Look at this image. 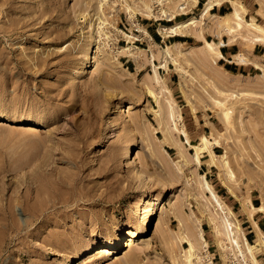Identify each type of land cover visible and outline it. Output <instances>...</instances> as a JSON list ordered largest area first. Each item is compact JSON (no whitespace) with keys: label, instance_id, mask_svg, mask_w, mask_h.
<instances>
[{"label":"rangeland","instance_id":"1","mask_svg":"<svg viewBox=\"0 0 264 264\" xmlns=\"http://www.w3.org/2000/svg\"><path fill=\"white\" fill-rule=\"evenodd\" d=\"M117 2L0 0V115L18 121L0 119V264H188L186 239L200 257L192 264H255L241 238L246 217L262 239L254 254L264 264V233L253 220L255 214L264 217V211L249 206L264 207V59L251 54L255 45L264 46V32L249 23L264 29V0H236L245 9L241 28L238 20L210 12L198 25L208 41L223 34L238 46L234 57L245 63L234 62L245 65L243 75L224 72L220 56L206 57L195 31L185 35L195 38L182 46L186 60L161 67V49L179 37L158 31L165 40L159 46L154 30L199 18L202 6L195 8L192 0H140L111 14L110 26L123 20L125 9L130 18L137 14L144 25H152L150 54L138 50L134 60L118 52L128 38L117 28L104 31L120 40L118 50L108 48L101 33L102 45L96 20L107 17ZM142 2L156 17L142 14ZM181 4L183 11L178 10ZM163 10L174 19L166 20ZM223 22L228 26L218 30ZM90 35L97 46L91 70L74 78ZM215 43L219 51L221 43ZM154 67L163 79L160 86L154 82ZM167 101L181 113L177 127ZM121 104L126 112L110 116ZM36 120L41 125L31 126ZM181 125L192 144L199 145L202 136L218 142L210 147L216 155L213 164L202 153L196 165L186 136L177 130ZM130 143L144 169L142 179L123 164ZM93 148L98 154L91 159ZM203 175L227 205L225 214L204 189ZM157 195L162 203L132 246L93 261L87 253L78 259L86 248L104 244L107 234L124 240L128 229L140 230L146 203ZM10 214L14 231L7 229ZM225 216L244 258L225 236ZM200 232L206 246L196 242ZM247 241L254 245L256 236Z\"/></svg>","mask_w":264,"mask_h":264},{"label":"bare ground","instance_id":"2","mask_svg":"<svg viewBox=\"0 0 264 264\" xmlns=\"http://www.w3.org/2000/svg\"><path fill=\"white\" fill-rule=\"evenodd\" d=\"M192 2L194 5H196L198 3V0H192ZM228 2H230V4L232 5V11L229 12V14L221 16V18H223L225 20H229V19H234L236 21L238 20L239 23L241 24V22H243V21H241V19H243L242 14L245 11L244 7L242 5H240L238 2H236V0L235 1L234 0H228ZM103 5L105 7L107 4L103 3ZM142 5H143V7L141 9V12L145 17H147V18L156 17L154 9H152L145 2H142ZM182 5L183 4H181L179 6V8H178L179 11L185 10L184 5L183 6ZM218 5H220V4H219V1H217V0H206L202 4L199 18L192 16V17H189L185 20L176 21L170 26L160 25L158 28V31L163 33L166 37L178 36V35L185 36V35H189L192 31H195L198 35V38L201 40L202 43H204V46L206 47V51L208 52V53L207 52L204 53V54H206V57L213 56V55L222 57L221 53L217 50L218 44H216L215 42L206 40L205 36H204L203 28L198 26V25H200L199 23H201V20L204 19V15L209 13V11L214 6H218ZM162 15L165 16V19L168 21H172L174 19V15L170 12L165 11V10L162 11ZM90 20H94V19L90 18ZM249 23L253 26L254 29L261 31V32H264V29L262 28L261 25L257 24L254 21H250ZM236 24L238 25V22ZM90 26H92L91 21H90ZM226 26H228V23H225V22H223L222 24L221 23L217 24L218 30L221 29L222 27H226ZM239 27L241 28L242 24L240 26H238V28ZM140 30L146 36L149 37L151 42L154 41L153 37L147 32L145 26L140 27ZM91 31L94 32V28ZM125 37L128 38L127 46L120 48V50L118 52L125 53L126 56L136 60L137 56H136L135 52H137L139 49H137L132 44V39L130 37H128V36H125ZM257 40H259V39H257ZM95 42H96V40H94L91 35L87 38L86 46L82 49V52L80 55V62H79V64H77L79 66L72 71V77L80 78L82 75L87 74L91 70L92 62H93L94 49L95 48L97 49ZM182 46H183V43H181V42H173V43L165 45L161 49V59L163 62V65L160 64L161 67L162 66L165 67L169 61H171L174 64H177L176 63L177 61L186 60L187 55H186V53H184L182 51ZM190 48H193V47H190ZM234 61L243 63L245 60L244 59L239 60L238 57L237 58L234 57ZM255 68L260 69L262 67H259L257 65ZM154 79H155L154 82H156L157 86H160L163 83V79L158 74L155 67H154ZM167 102H168V104H170V107H171V111H172V112H170L171 118L173 117L172 120L174 122L175 127H177V125H176L177 122H180L182 120L181 113L179 112V110L176 111L173 108L175 106H173V104H171L170 101H167ZM125 112H126V105H124V104L117 105L111 109L110 116L124 114ZM6 118H7L6 116L0 115V119H6ZM7 119L12 121V122H18L17 119H14V118L13 119L7 118ZM31 123H32L31 126H40L41 120L32 121ZM110 123H111V121L109 122V125L112 126ZM179 127L180 128L179 129L177 128V130L186 136L183 125H181ZM186 138H187L188 146L193 149V154H194L193 160L195 161L196 165L201 164L200 155L202 153H208V155L211 157V163L213 164V161H214V158L216 157V155L210 147L213 144L214 145L218 144V142L216 140H214L215 141L214 143H210V141L208 140V138L206 136H202L200 139V144L196 145V144H192L189 141L187 136H186ZM104 141H105V139H104ZM132 146H133V143H130L129 145L124 147L121 158H122L123 164L125 166L130 165L132 167V170H134V176L138 179H142L144 177V174H145L144 169L137 163L138 161L134 157V153L132 151ZM97 154H98L97 149L93 148V150L90 154V158L91 159L95 158ZM223 165H224V168H226L225 170H227L228 164L226 161L223 162ZM228 173H229V176H233L232 172H230L229 170H228ZM203 178H204L203 179L204 180V183H203L204 189L206 190V192H208V194L214 200L215 206H217L216 209L220 210V212L225 214L227 211H229V210L226 211V209L228 208L227 205L223 202V200L220 198V196L214 191L213 187L208 183L205 175H203ZM143 181L145 182L146 179H143ZM227 190L231 193V190L229 188H227ZM58 203L66 204V203H68V199L62 200V201H57V202H52V206H55V204H58ZM161 203H162V196L161 195H157L154 199H152L146 203V210L144 211L145 213L143 214L142 228L140 230L137 229L138 231H136V232H138V234H136L135 231L128 229L127 233L125 234L128 237H126V239H124V240H120V238L116 235L109 236L107 234L105 237V240H104L106 242L104 244H102L98 247H94L93 249L91 247L86 248L85 249L86 252L80 253L78 256V259L82 258L87 253L90 255V257H93V259H92V261H93L94 257L98 256L100 258H102V257L104 258V257L112 256L115 254L116 251H118L119 248L123 249V248H128V247L132 246V244L134 242L133 239L138 237V235L142 236L143 234L146 233L147 226L151 223V220L154 218V216H155L157 210L159 209V206L161 205ZM249 206L257 212H263L264 211L263 206H260V207L254 206L251 202H249ZM229 213H231V212H229ZM137 215H139L138 210L136 211V216ZM224 218H225L224 223L226 224V227H227L226 230L227 229L229 230V232H226L227 234H225V236L226 235L228 236L227 239L229 240V242H231V244L233 243L236 246V249L238 251H240L242 257L244 258V255L242 253V249H241V246L239 243V238H238V236L233 235V233H232L233 231L231 232L232 228L231 227L229 228L230 223L226 219L227 216H225ZM10 220L11 221L8 224L7 229L9 231H14V229H15V218L11 214H10ZM222 224H223V222H222ZM236 228L238 229L239 227H236ZM237 231H239V229ZM241 235H242L241 238L245 241L246 253L248 255H250V258L252 259V263L254 261V263L256 264L257 260L255 257V254H254V248L256 245H262V239H261L260 235L257 234V231H256V242L254 245L248 243L244 233H242ZM198 241L202 242L203 245L206 246L204 236L202 235L201 232L199 233V237L196 238V242H198ZM186 243L189 246L188 249L186 250V257H185L186 262L188 264H192V260L194 258L196 259L197 262H199L200 257H198L196 255V252H195L196 249H195L194 243L190 239H186ZM220 247L223 248V245L221 244Z\"/></svg>","mask_w":264,"mask_h":264},{"label":"crops","instance_id":"3","mask_svg":"<svg viewBox=\"0 0 264 264\" xmlns=\"http://www.w3.org/2000/svg\"><path fill=\"white\" fill-rule=\"evenodd\" d=\"M203 2H204V0H198V3L195 6V8L202 6ZM230 10H231V6H230L229 2L227 0H224L220 5L214 6L209 12L211 15L222 16V15L230 12ZM145 26H146V28H149L150 25L145 24ZM147 32L149 33V30H147ZM153 35L155 36V34H153ZM155 37H157V36H155ZM178 37L179 38L177 41L181 42L183 44L188 43L189 40L190 41L195 40L194 36H192V35L191 36L178 35ZM199 41L201 42L200 39H199ZM213 41H215L217 43H221L219 46V51H220L222 57L219 58V60H218L219 67L226 73H229L232 75H243V72L246 71L245 65H239V64L235 63L233 60L234 56H236L239 53L238 46L236 44H229L227 36L223 35V34H221L219 37L217 35L214 36ZM251 54L253 55V57H256V58L259 57L260 59H264V46L255 45L251 51ZM213 151H214V149H213ZM211 169H212V167H210L209 169L206 168L205 174L209 175ZM222 196L223 195H221V197ZM263 219H264V217L258 216V214H255L253 217V220L257 223V226L264 233V223L262 221ZM244 222L246 223L245 228L247 230L245 232V236L248 240V238H252V237L256 236V231L252 225L251 220H249L247 217H246Z\"/></svg>","mask_w":264,"mask_h":264},{"label":"built area","instance_id":"4","mask_svg":"<svg viewBox=\"0 0 264 264\" xmlns=\"http://www.w3.org/2000/svg\"><path fill=\"white\" fill-rule=\"evenodd\" d=\"M117 5L108 10L107 11V17L105 16H101V18H98V20H96V27H97V30H98V34L97 36L99 37L100 41H101V44L102 45H107L108 48H113L115 49L114 51L118 50V48L120 47L119 46V43H120V40L117 39V38H111L109 36H106V32L104 30H108L109 28L115 30V28H117L118 32L125 35V36H128L132 39V44L139 50H142V51H145L146 53H149L150 54V48L149 46L152 45V42L151 40L149 39L148 36H146L143 32H141L140 30V27L142 26H145L143 24V21L142 19H138L137 18V14L134 15L133 18H130V15H129V11H126L128 9H125V13L124 14V18L123 20L119 19V22L116 24V27L114 26H110V17H111V14H115V10H119V8L121 6H128L129 7H134V6H137L138 2L140 0H117ZM118 7V8H117ZM106 8V7H105ZM132 12V11H130ZM108 13L110 15H108ZM121 15V12L119 14V16ZM113 16V15H112ZM176 17H180V16H176ZM152 25L149 26V28H146V30H149L151 28ZM158 36H160V39L158 38V41L160 43L159 46H161L163 43H164V38L160 35V33L158 32V27L155 28L154 30ZM104 34V38L106 39V42L103 44V39H102V34ZM99 41V40H98ZM124 44L125 46L127 45V40L124 39Z\"/></svg>","mask_w":264,"mask_h":264}]
</instances>
